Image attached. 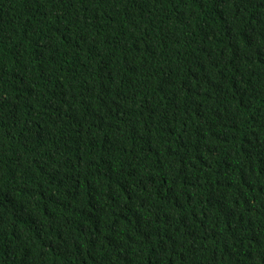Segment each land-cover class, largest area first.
<instances>
[{
  "label": "trees",
  "instance_id": "16d2710c",
  "mask_svg": "<svg viewBox=\"0 0 264 264\" xmlns=\"http://www.w3.org/2000/svg\"><path fill=\"white\" fill-rule=\"evenodd\" d=\"M0 264H264V0H0Z\"/></svg>",
  "mask_w": 264,
  "mask_h": 264
}]
</instances>
